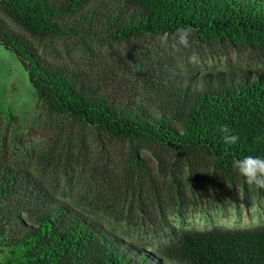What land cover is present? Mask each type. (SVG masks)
Listing matches in <instances>:
<instances>
[{"label": "trees", "instance_id": "16d2710c", "mask_svg": "<svg viewBox=\"0 0 264 264\" xmlns=\"http://www.w3.org/2000/svg\"><path fill=\"white\" fill-rule=\"evenodd\" d=\"M185 26L195 42L175 50ZM0 45L29 75L50 151L34 167L0 145V264H264V224L173 228L147 251L99 219L156 223L264 193L232 166L264 157V0H0ZM193 53L262 67L180 73ZM57 164L80 202L60 196Z\"/></svg>", "mask_w": 264, "mask_h": 264}, {"label": "rangeland", "instance_id": "374dc122", "mask_svg": "<svg viewBox=\"0 0 264 264\" xmlns=\"http://www.w3.org/2000/svg\"><path fill=\"white\" fill-rule=\"evenodd\" d=\"M241 67L255 70L262 66H252L247 54L241 53H231L227 56L214 54L213 57L203 56L199 58L198 63L181 60L178 65L180 73L233 70ZM9 112L18 117L22 126V130H18L16 134L14 133L15 126L7 121ZM39 112L38 99L28 73L17 55L0 45V145L6 141L10 151H15L17 147L16 149H19L34 167L44 164L42 157H46L50 152L47 147L49 134L38 121ZM49 159L54 162V157ZM56 169L62 178L57 185L60 196L74 203L80 202L78 197H74L76 196L74 191L79 187L70 186L61 171L63 168L60 164H57ZM88 212L93 211L89 209ZM99 219L111 230L127 237L130 241L143 245L147 251H152L150 246H161L165 243L166 234L173 228L212 230L222 226L248 228L263 225L264 193L245 195L240 199V205L198 209L182 218L168 213L161 218L158 217L156 223L145 220L139 225L129 224L107 215H102ZM5 258V254L0 251V263H3Z\"/></svg>", "mask_w": 264, "mask_h": 264}, {"label": "clouds", "instance_id": "9594fccd", "mask_svg": "<svg viewBox=\"0 0 264 264\" xmlns=\"http://www.w3.org/2000/svg\"><path fill=\"white\" fill-rule=\"evenodd\" d=\"M194 29L191 26L178 28L176 33L171 36L170 46L179 50V48H190L195 42L193 37ZM165 42H169L168 34L162 38ZM189 62L198 63L199 58L196 53L188 57ZM220 131L223 133L225 144L234 145L239 141V136L233 134L227 125H222ZM233 168L245 178L248 185H254L258 189H264V157L245 156L242 159H234L232 161Z\"/></svg>", "mask_w": 264, "mask_h": 264}]
</instances>
